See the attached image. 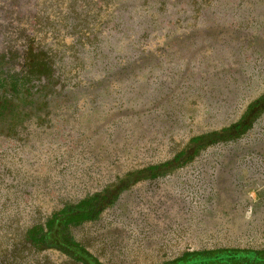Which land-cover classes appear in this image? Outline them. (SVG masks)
Here are the masks:
<instances>
[{
  "label": "rangeland",
  "instance_id": "1",
  "mask_svg": "<svg viewBox=\"0 0 264 264\" xmlns=\"http://www.w3.org/2000/svg\"><path fill=\"white\" fill-rule=\"evenodd\" d=\"M263 98L264 0H0V264H88L55 213L234 125L69 230L98 264L264 250Z\"/></svg>",
  "mask_w": 264,
  "mask_h": 264
},
{
  "label": "flooded vegetation",
  "instance_id": "2",
  "mask_svg": "<svg viewBox=\"0 0 264 264\" xmlns=\"http://www.w3.org/2000/svg\"><path fill=\"white\" fill-rule=\"evenodd\" d=\"M198 151L199 147L196 149L195 153L190 156L186 161L180 162V166L181 164L190 161L197 154ZM169 163L167 165H161L159 167L168 166ZM175 167H168L164 171L154 172L150 175H144V171L146 170L130 174L120 179L115 184H112L104 192L98 194L91 200L81 202L73 206H69L63 209L62 211L55 213L52 216L50 222L48 223L47 229L41 235V237L43 238V243L47 246H56L58 248H62V244H67V247H71L67 249L83 253V255H85L83 257L88 264H98L97 260H95V258H93L85 248H83L80 244L73 240V237L71 236L69 230V226L73 224L76 219H79L83 216H94L105 208H107L108 206H111L113 202H115L120 197V195H122L123 191L129 188H133L132 186L135 183H138L139 180H141L143 177L153 176L154 174L166 172ZM155 169L151 168L149 170L153 172ZM54 241L57 242L55 243Z\"/></svg>",
  "mask_w": 264,
  "mask_h": 264
},
{
  "label": "trees",
  "instance_id": "3",
  "mask_svg": "<svg viewBox=\"0 0 264 264\" xmlns=\"http://www.w3.org/2000/svg\"><path fill=\"white\" fill-rule=\"evenodd\" d=\"M201 262L214 264H264V250L223 248L195 252Z\"/></svg>",
  "mask_w": 264,
  "mask_h": 264
},
{
  "label": "water",
  "instance_id": "4",
  "mask_svg": "<svg viewBox=\"0 0 264 264\" xmlns=\"http://www.w3.org/2000/svg\"><path fill=\"white\" fill-rule=\"evenodd\" d=\"M261 109H264V98L258 100L257 104L255 106L252 107V109L248 112V114L245 116V118H243L242 122H241V126L244 127L245 125H249L253 119V117L255 116V114H257ZM237 126L234 125L231 128L227 129V130H222L219 132H214L212 136H208L206 138L201 139L200 141H198L197 143H194L192 146H190L185 153L179 157V159H173L168 166L165 167H158L157 169H155L153 172L151 170H146L144 171V175H150L153 174L154 172H161L166 170L168 167H175L177 166L180 162L182 161H186L190 156H192L196 149L205 144V143H211L213 141V139H218V138H222V137H226L229 134L230 135H235L237 133Z\"/></svg>",
  "mask_w": 264,
  "mask_h": 264
}]
</instances>
